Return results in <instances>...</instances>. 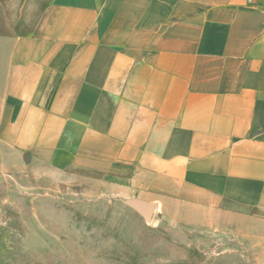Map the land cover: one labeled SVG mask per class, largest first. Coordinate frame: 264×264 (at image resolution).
<instances>
[{
    "label": "crops",
    "instance_id": "crops-1",
    "mask_svg": "<svg viewBox=\"0 0 264 264\" xmlns=\"http://www.w3.org/2000/svg\"><path fill=\"white\" fill-rule=\"evenodd\" d=\"M30 7L0 43L26 165L74 200L264 223V0Z\"/></svg>",
    "mask_w": 264,
    "mask_h": 264
},
{
    "label": "rangeland",
    "instance_id": "rangeland-1",
    "mask_svg": "<svg viewBox=\"0 0 264 264\" xmlns=\"http://www.w3.org/2000/svg\"><path fill=\"white\" fill-rule=\"evenodd\" d=\"M46 1L0 0V43L21 34L26 6ZM12 125L0 109V264H264L263 222L185 224L115 199L74 200L26 165Z\"/></svg>",
    "mask_w": 264,
    "mask_h": 264
},
{
    "label": "water",
    "instance_id": "water-1",
    "mask_svg": "<svg viewBox=\"0 0 264 264\" xmlns=\"http://www.w3.org/2000/svg\"><path fill=\"white\" fill-rule=\"evenodd\" d=\"M150 213H151V212H150V209H147V210L145 211V214H144V215H145L146 217H150Z\"/></svg>",
    "mask_w": 264,
    "mask_h": 264
}]
</instances>
